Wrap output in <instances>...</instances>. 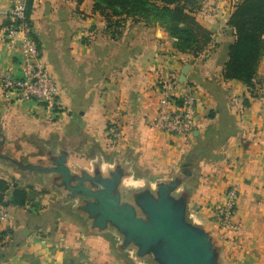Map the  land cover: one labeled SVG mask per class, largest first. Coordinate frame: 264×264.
Segmentation results:
<instances>
[{
  "label": "crops",
  "instance_id": "1",
  "mask_svg": "<svg viewBox=\"0 0 264 264\" xmlns=\"http://www.w3.org/2000/svg\"><path fill=\"white\" fill-rule=\"evenodd\" d=\"M195 1V18L218 44L198 57L177 52L159 25L131 19L113 36L92 0H34L33 38L60 94L48 103L15 102L0 87V153L45 164L49 154L66 149L74 173L103 158L151 185L188 169L190 217L214 236L222 263L264 264V55L253 88L225 80L235 41L228 22L243 0ZM10 9L11 0H0V75H19L21 62L18 46L5 40ZM167 80L180 84L179 94L190 89L197 98L191 136L154 127L159 82ZM111 123L122 132L119 140L109 136ZM53 177L0 158V179L10 184L7 199L15 186L45 191L35 200L38 208L8 207L10 221L0 223V264H119L112 251L119 252L118 238L91 231L76 210L78 200L65 202ZM231 187L240 196L236 231L221 227L217 217Z\"/></svg>",
  "mask_w": 264,
  "mask_h": 264
},
{
  "label": "water",
  "instance_id": "2",
  "mask_svg": "<svg viewBox=\"0 0 264 264\" xmlns=\"http://www.w3.org/2000/svg\"><path fill=\"white\" fill-rule=\"evenodd\" d=\"M68 155L66 149L56 156L51 153L45 164H24L1 153L0 158L25 172L53 175L52 183L63 190L64 201L78 200L76 210L91 231L114 233L119 240L116 249L135 250L136 259L144 264H223L222 248L214 236L190 217L192 190L184 185L192 174L188 169L157 182L156 187L146 183L136 190L120 182L123 175L131 174L128 166L116 163L110 177L104 178L97 169L90 178L79 175L82 170L72 172Z\"/></svg>",
  "mask_w": 264,
  "mask_h": 264
},
{
  "label": "trees",
  "instance_id": "3",
  "mask_svg": "<svg viewBox=\"0 0 264 264\" xmlns=\"http://www.w3.org/2000/svg\"><path fill=\"white\" fill-rule=\"evenodd\" d=\"M84 0H79L82 2ZM94 12L107 22V29L117 35L128 18L145 22L148 26H161L174 39L175 50L182 54L199 56L213 43V33L195 18L198 8L195 0H92ZM34 0H26V17L30 20ZM31 21V20H30ZM5 26H8L7 20ZM228 26L235 31V41L228 49V62L224 68V79L239 81L253 88L258 76L260 61L264 55V0H243L233 11ZM191 168L190 164H186ZM10 184L0 179V203L6 207L39 205L35 200L45 191L32 187L15 186L7 199Z\"/></svg>",
  "mask_w": 264,
  "mask_h": 264
},
{
  "label": "built area",
  "instance_id": "4",
  "mask_svg": "<svg viewBox=\"0 0 264 264\" xmlns=\"http://www.w3.org/2000/svg\"><path fill=\"white\" fill-rule=\"evenodd\" d=\"M5 40L11 47L18 46L21 56L19 75H0V87L6 99L15 102L48 103L59 97L60 90L44 63L40 49L33 38L31 21L26 17V0H11L6 18ZM158 115L154 127L172 136H191L196 127L197 98L187 89L179 94V83L160 81ZM112 140L122 136L120 128L111 123L108 129ZM239 192L235 187L227 190V204L217 211L221 227L236 231L238 225L233 216L239 204ZM8 207L0 203V223L10 221Z\"/></svg>",
  "mask_w": 264,
  "mask_h": 264
},
{
  "label": "clouds",
  "instance_id": "5",
  "mask_svg": "<svg viewBox=\"0 0 264 264\" xmlns=\"http://www.w3.org/2000/svg\"><path fill=\"white\" fill-rule=\"evenodd\" d=\"M116 165L112 162H109L107 160H104L103 158L100 159H93L88 161L87 166L82 170L79 175L83 176L84 174H87L90 178L93 177L97 169L99 171V174L102 175L104 178H108L113 174V169H115ZM123 185L140 190L144 189L146 185V180L144 177H136L134 173H131L129 175H123L121 177L120 181ZM157 185L155 183L152 184V187H156ZM130 256L135 260L136 259V252L133 250L130 252Z\"/></svg>",
  "mask_w": 264,
  "mask_h": 264
},
{
  "label": "rangeland",
  "instance_id": "6",
  "mask_svg": "<svg viewBox=\"0 0 264 264\" xmlns=\"http://www.w3.org/2000/svg\"><path fill=\"white\" fill-rule=\"evenodd\" d=\"M128 20H131V18H128L127 21ZM217 47H218V44H216V43L213 42L205 51H203L202 53H200L199 56H201V55H208V54L212 53L213 51H215ZM187 55H192V54H187ZM112 251H113V256L116 258V261H119V264H144V263L138 261L137 259L134 260L130 256V253L129 252L121 253V252H117L116 251L117 252V254H116V252L114 251V248L112 249Z\"/></svg>",
  "mask_w": 264,
  "mask_h": 264
}]
</instances>
